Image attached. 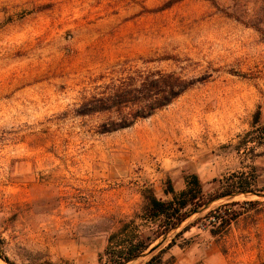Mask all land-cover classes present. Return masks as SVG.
<instances>
[{"label": "rangeland", "instance_id": "obj_1", "mask_svg": "<svg viewBox=\"0 0 264 264\" xmlns=\"http://www.w3.org/2000/svg\"><path fill=\"white\" fill-rule=\"evenodd\" d=\"M168 1L0 0V264H102L145 185L170 198L169 180L180 191L197 173L208 197L243 171L261 194L201 206L167 234L163 261L264 264V139L247 141L257 110L264 122V35L245 23L259 1ZM128 66L206 79L102 132L116 113L76 109Z\"/></svg>", "mask_w": 264, "mask_h": 264}, {"label": "trees", "instance_id": "obj_2", "mask_svg": "<svg viewBox=\"0 0 264 264\" xmlns=\"http://www.w3.org/2000/svg\"><path fill=\"white\" fill-rule=\"evenodd\" d=\"M179 1L181 0H169L166 5ZM211 1L217 6L216 0ZM258 1L262 13L257 14L255 18L250 16L245 23L264 35V10L262 9L264 0ZM238 19L241 17L238 16ZM168 57L177 59L174 58L175 56ZM205 79V76L188 77L183 72L166 70L157 66L154 68L128 66L121 70V78L113 79L106 84L102 91L86 99L76 111L79 115L98 112L116 113L117 115L109 117L101 124L102 132L115 131L130 127L137 121L154 115ZM248 134L251 135L248 142H255L259 138L264 139V122L261 121L260 110L255 112L253 130ZM256 177L254 172L249 171H243L237 178L227 177L221 187L208 197L205 196L197 173L187 176L186 185L180 191H177L169 180L166 193L171 195L170 198H162L153 186L145 185L141 192L143 200L140 208L124 220L117 231L110 234L108 245L102 256V264H126L147 251L151 257L143 264H163V254L176 243L175 237L163 246L169 232L180 226L187 217L208 202L237 193L259 191L256 187ZM236 203L238 202L226 203L222 206L226 208L229 215L227 224L240 214L231 208ZM161 238L164 239L159 241Z\"/></svg>", "mask_w": 264, "mask_h": 264}, {"label": "water", "instance_id": "obj_3", "mask_svg": "<svg viewBox=\"0 0 264 264\" xmlns=\"http://www.w3.org/2000/svg\"><path fill=\"white\" fill-rule=\"evenodd\" d=\"M251 193L253 194H257V195H260L261 193L257 192V191H250Z\"/></svg>", "mask_w": 264, "mask_h": 264}]
</instances>
